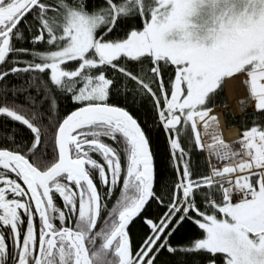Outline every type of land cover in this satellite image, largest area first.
I'll return each mask as SVG.
<instances>
[{
  "label": "snow or ice",
  "instance_id": "snow-or-ice-1",
  "mask_svg": "<svg viewBox=\"0 0 264 264\" xmlns=\"http://www.w3.org/2000/svg\"><path fill=\"white\" fill-rule=\"evenodd\" d=\"M0 264H264V0H0Z\"/></svg>",
  "mask_w": 264,
  "mask_h": 264
},
{
  "label": "trees",
  "instance_id": "trees-1",
  "mask_svg": "<svg viewBox=\"0 0 264 264\" xmlns=\"http://www.w3.org/2000/svg\"><path fill=\"white\" fill-rule=\"evenodd\" d=\"M224 91L226 92L227 97L229 99V102H228L229 104H227V108L229 112L233 115H230L228 117L230 123L227 126L225 125L224 117L221 116L220 124H221L222 134L224 135L225 139H230L229 137L236 135L237 130H238V124L241 120V116H240L241 104H240V97L238 96L235 90L234 82L226 80L224 84ZM227 97L223 93V98L226 99V102H227ZM219 99L220 98L218 97V100ZM220 106L222 105H219L216 108V113L218 116L223 111V106L222 107ZM225 134L227 137L225 136ZM231 138H234V137H231Z\"/></svg>",
  "mask_w": 264,
  "mask_h": 264
},
{
  "label": "rangeland",
  "instance_id": "rangeland-1",
  "mask_svg": "<svg viewBox=\"0 0 264 264\" xmlns=\"http://www.w3.org/2000/svg\"><path fill=\"white\" fill-rule=\"evenodd\" d=\"M224 94L226 95V97H227V94H226V92L224 91ZM229 102V99H228V97H227V104H229L228 103ZM219 106V105H218ZM227 137V136H226ZM229 137V136H228ZM231 137H235V135L234 136H230L229 138H231Z\"/></svg>",
  "mask_w": 264,
  "mask_h": 264
},
{
  "label": "bare ground",
  "instance_id": "bare-ground-1",
  "mask_svg": "<svg viewBox=\"0 0 264 264\" xmlns=\"http://www.w3.org/2000/svg\"><path fill=\"white\" fill-rule=\"evenodd\" d=\"M225 136H226V134H225Z\"/></svg>",
  "mask_w": 264,
  "mask_h": 264
}]
</instances>
